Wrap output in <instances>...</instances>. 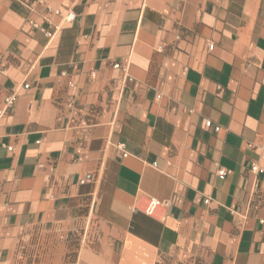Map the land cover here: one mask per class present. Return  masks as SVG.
Masks as SVG:
<instances>
[{"label":"crops","instance_id":"1","mask_svg":"<svg viewBox=\"0 0 264 264\" xmlns=\"http://www.w3.org/2000/svg\"><path fill=\"white\" fill-rule=\"evenodd\" d=\"M45 2L0 0V264H264V0Z\"/></svg>","mask_w":264,"mask_h":264},{"label":"built area","instance_id":"2","mask_svg":"<svg viewBox=\"0 0 264 264\" xmlns=\"http://www.w3.org/2000/svg\"><path fill=\"white\" fill-rule=\"evenodd\" d=\"M21 2H23L24 4H26V6L35 13L40 12V15L42 17L43 22H50V16H58L61 17L62 22L64 23H73L77 20V15L75 12L73 11H68L66 13H63L60 9L57 8H53L52 6H50L49 4H47L45 2V0H33V2L36 3V6H33V4L31 2H26L25 0H20ZM39 8H43L42 11H39ZM28 23L35 29L41 31L46 37L48 38H52L53 37V32H51L50 30H48L43 23H41L38 20L35 19H30L28 20ZM212 44L210 45V48H212ZM115 67H119V65H116ZM26 88H29V85L25 86ZM18 99V96L16 94H12L10 96H8L5 99V108L4 110H2L0 112V116H3L4 114H6L16 103ZM206 126L211 127L212 123L211 121H207L206 122ZM216 130H219V127L215 128ZM11 149V148H10ZM262 157L264 158V147L262 148ZM252 170L253 172L257 173L259 172L261 169L259 167L258 164H253L252 166ZM219 175L220 176H225L226 175V170L225 169H220L219 170ZM167 205L166 202L164 201H160L157 200L155 198H148L145 208H144V212L149 215V216H156L158 214V212L164 208Z\"/></svg>","mask_w":264,"mask_h":264}]
</instances>
